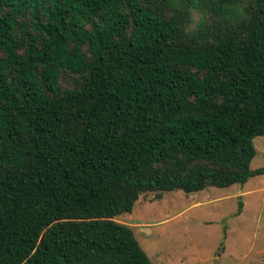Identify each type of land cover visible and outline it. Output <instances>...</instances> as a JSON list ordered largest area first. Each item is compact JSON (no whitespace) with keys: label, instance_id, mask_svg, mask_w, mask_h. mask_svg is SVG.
<instances>
[{"label":"trees","instance_id":"trees-1","mask_svg":"<svg viewBox=\"0 0 264 264\" xmlns=\"http://www.w3.org/2000/svg\"><path fill=\"white\" fill-rule=\"evenodd\" d=\"M260 135L264 0H0V264H152L113 218Z\"/></svg>","mask_w":264,"mask_h":264},{"label":"rangeland","instance_id":"rangeland-1","mask_svg":"<svg viewBox=\"0 0 264 264\" xmlns=\"http://www.w3.org/2000/svg\"><path fill=\"white\" fill-rule=\"evenodd\" d=\"M253 145L250 168H262L264 135ZM158 193L140 194L113 218L133 229L152 264H264V173L242 185Z\"/></svg>","mask_w":264,"mask_h":264}]
</instances>
